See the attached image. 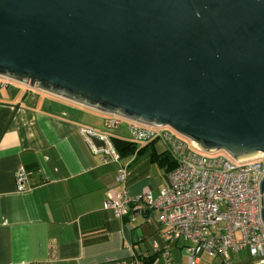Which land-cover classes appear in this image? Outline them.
<instances>
[{
	"label": "water",
	"instance_id": "95a60500",
	"mask_svg": "<svg viewBox=\"0 0 264 264\" xmlns=\"http://www.w3.org/2000/svg\"><path fill=\"white\" fill-rule=\"evenodd\" d=\"M0 76L207 154L264 153V0H0Z\"/></svg>",
	"mask_w": 264,
	"mask_h": 264
},
{
	"label": "crops",
	"instance_id": "0c3cea01",
	"mask_svg": "<svg viewBox=\"0 0 264 264\" xmlns=\"http://www.w3.org/2000/svg\"><path fill=\"white\" fill-rule=\"evenodd\" d=\"M36 93L0 76V264H188V242L177 243L169 260L153 250L154 240L163 245L153 213L119 218L106 208L108 192L124 190L116 183L121 166L130 172V196H156L168 185L164 169L149 161L163 146L103 164L81 133L105 132L80 114L89 108ZM20 168L26 174L21 186ZM198 255L199 264L219 263ZM231 260L253 264L247 250Z\"/></svg>",
	"mask_w": 264,
	"mask_h": 264
},
{
	"label": "built area",
	"instance_id": "2783aa9c",
	"mask_svg": "<svg viewBox=\"0 0 264 264\" xmlns=\"http://www.w3.org/2000/svg\"><path fill=\"white\" fill-rule=\"evenodd\" d=\"M29 93L36 89L25 84ZM104 127L115 129L127 126L139 145H163L178 162L168 177V185L158 195L147 192L130 196L127 182L130 172L126 166L118 170L116 183L122 192L107 194L106 208L116 217L133 218L151 212L161 225L159 241L152 242L153 250L169 260L172 248L180 241L191 245L185 248L188 264H199L204 253L217 264H234L232 253L247 250L253 264H264V153L237 161L225 151L207 154L198 145L178 134L173 128L143 125L118 116L106 115ZM92 151L103 164L120 162V155L111 139L93 130L82 129ZM91 138L105 143L96 148ZM26 174L17 172V182L23 185Z\"/></svg>",
	"mask_w": 264,
	"mask_h": 264
},
{
	"label": "trees",
	"instance_id": "16d2710c",
	"mask_svg": "<svg viewBox=\"0 0 264 264\" xmlns=\"http://www.w3.org/2000/svg\"><path fill=\"white\" fill-rule=\"evenodd\" d=\"M106 118H107V116L105 117V119ZM105 119H104V121H105ZM121 127H123V126H119L115 129H107V130L115 131V130L120 129ZM98 133H100V132H98ZM101 134L108 136L111 139V142H112L114 148L117 150V152L119 153L121 158L125 155L143 153L144 151H146L147 146H151V145L155 144V143H151V144H148L146 146L139 145L131 137V134H130V138H120V137L114 136L113 134H110L106 131L101 133ZM140 147H143V148H140ZM163 148H164V151L161 153L156 152V151L150 152L149 161L151 163L157 165L161 169H164L166 175H168L171 171L176 169L177 163H176L174 157L172 156V154L164 146H163Z\"/></svg>",
	"mask_w": 264,
	"mask_h": 264
},
{
	"label": "rangeland",
	"instance_id": "374dc122",
	"mask_svg": "<svg viewBox=\"0 0 264 264\" xmlns=\"http://www.w3.org/2000/svg\"><path fill=\"white\" fill-rule=\"evenodd\" d=\"M36 92L40 93V95L42 97H43V95L45 93V92H43L41 94L42 91H39V90H36ZM48 97L52 99L53 95L49 94ZM59 102L63 103V105H70V104H67V103H65L63 101H60V100H59ZM79 112H80V114H83V117L85 118L86 121H90V123H91L90 125H93L92 127H94L95 129L100 130V131L104 130V131H106V132H108L110 134L116 133L119 136L124 137V138H130V133H129V130L127 129L126 126H123L120 129L115 130V131L107 130L104 127V122L102 121L104 119V117H106L103 114L98 113V112H96V111H94L92 109H84V108L79 109ZM95 116H97V118ZM116 134H113V135H116ZM176 163H178V162L176 161Z\"/></svg>",
	"mask_w": 264,
	"mask_h": 264
},
{
	"label": "bare ground",
	"instance_id": "6f19581e",
	"mask_svg": "<svg viewBox=\"0 0 264 264\" xmlns=\"http://www.w3.org/2000/svg\"><path fill=\"white\" fill-rule=\"evenodd\" d=\"M217 264V263H216Z\"/></svg>",
	"mask_w": 264,
	"mask_h": 264
}]
</instances>
